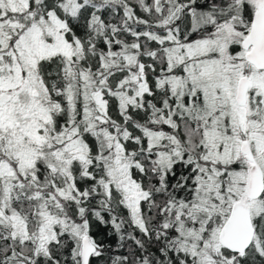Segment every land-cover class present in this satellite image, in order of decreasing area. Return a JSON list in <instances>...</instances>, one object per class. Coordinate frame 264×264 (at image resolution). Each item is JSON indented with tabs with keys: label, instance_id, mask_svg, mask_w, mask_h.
I'll return each mask as SVG.
<instances>
[{
	"label": "snow or ice",
	"instance_id": "6c2138e0",
	"mask_svg": "<svg viewBox=\"0 0 264 264\" xmlns=\"http://www.w3.org/2000/svg\"><path fill=\"white\" fill-rule=\"evenodd\" d=\"M0 264H264V0H0Z\"/></svg>",
	"mask_w": 264,
	"mask_h": 264
}]
</instances>
